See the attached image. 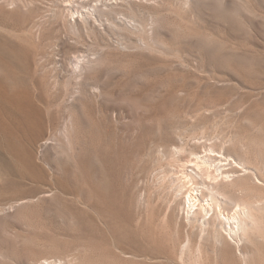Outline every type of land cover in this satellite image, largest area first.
<instances>
[{"label":"rangeland","instance_id":"obj_1","mask_svg":"<svg viewBox=\"0 0 264 264\" xmlns=\"http://www.w3.org/2000/svg\"><path fill=\"white\" fill-rule=\"evenodd\" d=\"M0 51L46 122L4 116L0 264H264V0H0ZM203 146L250 171L224 185L239 248L181 204Z\"/></svg>","mask_w":264,"mask_h":264},{"label":"bare ground","instance_id":"obj_2","mask_svg":"<svg viewBox=\"0 0 264 264\" xmlns=\"http://www.w3.org/2000/svg\"><path fill=\"white\" fill-rule=\"evenodd\" d=\"M26 59H28L27 56ZM0 60L6 63L4 53H2L1 51ZM68 61H70V64L74 65L75 69L79 72H82V70L85 69L88 62L87 59L79 58L77 56L72 57ZM7 63L11 68L14 67V60H9L7 61ZM79 80L83 79L79 78ZM21 82L24 83L23 80ZM76 85L77 87L75 89L73 88V91L67 100V103L69 105L73 104L76 95H78L77 88L79 89V84L76 83ZM88 91L91 92V87L88 88ZM35 103L28 87L25 86L21 90H17L11 87L6 80H0V129L4 128L5 126L4 116H8L13 119L14 124H16L17 126H25L30 133V137L28 139L29 142L35 143V140H37L40 136H43V126L46 125V122L44 124V120H42L41 111ZM48 125L54 127V121L49 119ZM73 128L74 121L72 118V114H68L64 118L60 126V133L64 137L65 141H67L68 139L67 132L69 130H72ZM52 140L53 139H51L50 137L43 138L38 148H46L48 145L52 144ZM34 146L36 147L35 144ZM202 148L203 149L201 152L190 153L192 159H190V161L188 160V162L190 163L189 165L194 168L191 169V171H188L187 167L185 166V169L182 168L185 170V172H182V174H186L185 176L188 177L187 179L192 183V187L185 188L187 190H184L186 192L182 193V198L180 199L181 204L183 205V207H187L186 216L188 220L197 221V219L199 218L198 216L201 215L200 217H202L203 219L202 222L206 225V227L207 225L212 226L214 229L218 227L215 231L218 233L220 232L223 237L228 236L231 239L232 243L237 248H239L244 241L243 233L249 226L247 220L250 218L251 215L249 214V211L246 208L241 207L239 204H236L235 206L233 205L235 207L234 211H225L226 204L225 202H223L225 201L223 198L225 194L224 185H226L227 182H231L232 180H234V178L240 176L237 175V173L240 172L242 173L241 175H245L249 174L250 171L248 170L247 166L238 163L234 158H231L230 156L225 155L224 153L218 151L216 152V150L207 148L206 146H203ZM35 151L34 153H32L31 150H26L27 164H25L28 168H31L30 172L37 171L38 174H40L41 176V174L43 175V170L41 172V170L39 169L40 167L38 168L36 166L37 164L35 165L33 161V155L35 154ZM227 166H229V168L226 169L225 167ZM195 178H197L199 182L193 181V179ZM258 183H260V181H258ZM45 193L46 192H42L40 195L44 196Z\"/></svg>","mask_w":264,"mask_h":264}]
</instances>
